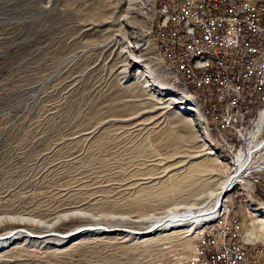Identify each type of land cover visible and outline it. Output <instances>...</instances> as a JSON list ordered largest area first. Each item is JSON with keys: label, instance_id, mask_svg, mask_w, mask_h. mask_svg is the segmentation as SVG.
<instances>
[{"label": "rangeland", "instance_id": "1", "mask_svg": "<svg viewBox=\"0 0 264 264\" xmlns=\"http://www.w3.org/2000/svg\"><path fill=\"white\" fill-rule=\"evenodd\" d=\"M164 2L0 0V264H187L223 204L258 236L252 251L264 248V203L246 198L245 183L217 204L207 196L238 167L208 102L163 61L154 38ZM149 20L146 48L132 35ZM205 201L217 211L191 236L142 241L161 234L149 230L170 209ZM18 229L63 237L3 239Z\"/></svg>", "mask_w": 264, "mask_h": 264}, {"label": "built area", "instance_id": "2", "mask_svg": "<svg viewBox=\"0 0 264 264\" xmlns=\"http://www.w3.org/2000/svg\"><path fill=\"white\" fill-rule=\"evenodd\" d=\"M157 22L164 63L208 102L214 135L237 157L238 182L264 203V0H165ZM200 50L212 57L195 64ZM241 220L228 207L221 227L196 236L187 264H261L264 248L252 251L258 236Z\"/></svg>", "mask_w": 264, "mask_h": 264}, {"label": "bare ground", "instance_id": "3", "mask_svg": "<svg viewBox=\"0 0 264 264\" xmlns=\"http://www.w3.org/2000/svg\"><path fill=\"white\" fill-rule=\"evenodd\" d=\"M127 2H131L132 4L133 3H136L138 0H126ZM148 2H149V0H147ZM152 2H153V0H151ZM133 6H134V4H133ZM152 10H153V7H152ZM159 11V10H158ZM128 14H130V12L128 13ZM158 16V15H157ZM126 17L127 16H125L124 17V19L123 20H126ZM150 24H151V20H149V22H148V29H147V31H143L142 29V32H141V30H139L137 33H138V36L136 35V36H133L132 35V37L133 38H135L136 37V39H138V38H140V39H146V41H145V47L146 48H149L150 47V41H149V31H150ZM135 29H137L138 30V28L137 27H134ZM156 41H158L159 42V47L162 49V52H163V47H162V45L160 44V41L159 40H156ZM138 45V44H137ZM139 46V45H138ZM134 57V56H133ZM212 57V50H200L198 53H194V61H195V64H204V63H206L207 62V60H209V58H211ZM167 65V67L168 68H170V69H174V67L172 66V65H170V64H166ZM175 70V69H174ZM146 72H147V68H143V70H138V74H136V76H142V75H145L146 74ZM177 72H178V70H177ZM158 75V73H156V77H158L157 76ZM152 76H153V78H156V77H154V74H152ZM164 77H166V78H169V79H175V77L174 76H172V74H170V73H168V72H166V71H164ZM175 83L176 84H178V81L177 80H175ZM186 84V83H185ZM191 85V84H190ZM178 86H179V84H178ZM193 87H194V90L196 89V87H195V85H192ZM180 87H182L181 85H180ZM183 90V89H182ZM196 91V90H195ZM185 95H187V92H186V94ZM188 96V95H187ZM173 99V98H172ZM172 99L171 98H168L166 101H168V100H171L172 101ZM174 100V99H173ZM188 100H189V102L191 103V107H189V109L191 110V111H193L194 112V115H195V117H194V119H192V120H196L199 124H203L204 125V127L206 126L205 125V122L207 123V121H206V117L207 116H211L212 118H211V123L212 124H214V116L213 115H207L206 117H205V114H204V109H203V107H202V105L200 104V103H198L197 104V102H195L192 98H190V97H188ZM198 100V99H197ZM202 107V111H201V109H200V107ZM208 118V117H207ZM187 120H190V118H186ZM210 124V123H209ZM207 127V126H206ZM210 127V126H209ZM212 130V129H211ZM207 131V129H205V132ZM216 141L218 142V143H220V146L221 147H223V149L226 151V153H228L229 155H230V159H231V161H232V163L236 166V167H238V165H237V157H236V155L235 154H233V152H230L228 149H227V143L226 142H224V141H221V140H219V138L217 137L216 138ZM214 145V144H213ZM233 154V155H232ZM162 159V158H161ZM237 170H236V172L234 173V174H232L227 180H225V181H222V182H220V184H219V191L217 192V193H215V192H211V191H209L208 193H207V196H208V198H209V196L212 198V200H215V203L217 204V203H219V199H220V196L225 192V191H227V190H230L233 186H235V185H237V184H239V182H238V179H239V173H240V169H239V167L238 168H236ZM243 183H245V182H243ZM245 187H246V183H245ZM247 188V187H246ZM247 190V193H246V198L248 197H252L253 196V194H251V191L249 190V188H247L246 189ZM255 197V196H254ZM247 198V199H248ZM247 199H246V201H247ZM253 200H256V199H253ZM258 201V200H257ZM206 202V201H205ZM259 202V201H258ZM210 203L211 202H209V201H207L206 203H200V204H198L199 206H182L181 207V209L183 210H181V211H179L178 210V207H175V208H172V209H170L169 210V213L166 215V216H164V217H162V218H158L156 221H155V223L151 226L152 228L149 230V232H160V231H162V232H160L161 234L160 235H157V236H154V237H151V238H147L146 236H144V237H142V238H144L142 241L143 242H147V241H149V240H155V239H158V238H161V237H166V236H172V235H176V234H186V233H188L187 234V236H191V234L189 233V232H191V231H193V233H195L196 232V230H197V227L203 222V221H205L206 220V218L207 217H209V214H212L215 210H216V208H217V206L216 207H214V206H212L211 207V205H210ZM214 205V204H213ZM225 207V208H224ZM196 209H198V211H200L199 212V214H195V211H196ZM227 209V204H223V205H221V207L219 208V209H217V210H219V212L217 213V214H215V216L217 215L218 216V218H217V220H216V224H215V226L214 227H212V228H208L207 230H204L203 232H208V231H210V230H213V229H215V228H219V227H221L223 224H224V222H225V216L226 215H224L225 213H226V210ZM216 210V211H217ZM250 213L251 212H249L248 211V214H249V216H250ZM75 214V213H74ZM73 215V214H72ZM69 215H66V216H64V217H68ZM214 217V216H213ZM257 217H258V219H257V221L256 222H260V224H261V222H262V224L261 225H263V223H264V217L262 216V215H260V214H258L257 215ZM210 218H212V217H210ZM254 223V222H253ZM204 225H206V224H204ZM49 227V226H48ZM201 227H203V226H201ZM264 227V226H263ZM169 228V229H168ZM86 229V228H85ZM168 229V230H167ZM171 229H173V230H171ZM83 229H82V227L81 228H79V229H77L76 231H72L71 233H69V236L70 235H72L71 237H73V236H75L77 233H81V232H83L82 231ZM106 230H110V229H107V228H105V231ZM165 230V231H164ZM172 231V232H170V231ZM107 233H114L115 231H106ZM203 232H198L197 234H196V236L198 235V234H200V233H203ZM164 233V234H163ZM252 233H254V232H252ZM251 233V234H252ZM14 234H21V235H25V236H27V237H29V238H31V239H36V238H42V237H46V236H58V237H63V236H60V235H55V234H52V233H50V234H46L45 236H39V235H33V234H31V233H27V232H25L24 230H21V229H18V230H15V231H13V232H11V233H5V234H3L4 235V237H3V239H9V240H11L12 239V236L14 235ZM251 234H249V236L252 238V235ZM78 235V234H77ZM150 235V234H149ZM202 235V234H201ZM65 236V235H64ZM66 236H68V234L66 235ZM150 237V236H149ZM141 238V239H142ZM255 238V237H254ZM0 240H2V238H0ZM263 242V241H262Z\"/></svg>", "mask_w": 264, "mask_h": 264}, {"label": "water", "instance_id": "4", "mask_svg": "<svg viewBox=\"0 0 264 264\" xmlns=\"http://www.w3.org/2000/svg\"><path fill=\"white\" fill-rule=\"evenodd\" d=\"M211 222H212V221H210V222L208 221V223H211Z\"/></svg>", "mask_w": 264, "mask_h": 264}]
</instances>
